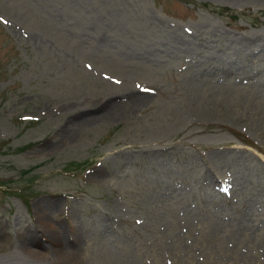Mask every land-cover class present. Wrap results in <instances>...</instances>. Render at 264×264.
I'll list each match as a JSON object with an SVG mask.
<instances>
[{"label": "rangeland", "instance_id": "rangeland-1", "mask_svg": "<svg viewBox=\"0 0 264 264\" xmlns=\"http://www.w3.org/2000/svg\"><path fill=\"white\" fill-rule=\"evenodd\" d=\"M263 12L0 0V264L229 263L264 226V53L234 47Z\"/></svg>", "mask_w": 264, "mask_h": 264}, {"label": "bare ground", "instance_id": "bare-ground-1", "mask_svg": "<svg viewBox=\"0 0 264 264\" xmlns=\"http://www.w3.org/2000/svg\"><path fill=\"white\" fill-rule=\"evenodd\" d=\"M235 50H239L237 51V55L240 56H244L245 58L249 57V55H253V57H260L263 55L264 53V36H251V37H246V39H240L237 40V42L235 43ZM216 59V58H215ZM222 59V58H221ZM217 60V59H216ZM231 59L229 60V64L227 66V68H225L228 72H231L233 69V65H231L230 63ZM218 63V62H217ZM221 63V62H220ZM219 63V64H220ZM224 64V63H223ZM219 66V65H217ZM223 66V65H222ZM221 67V66H220ZM214 68V67H213ZM221 69V68H220ZM235 71V69H234ZM232 71V72H234ZM227 72V73H228ZM251 73V74H250ZM247 73L246 75L248 77H253V72ZM255 73H258L255 72ZM254 73V74H255ZM263 74V73H262ZM225 75V74H224ZM232 75L235 76V74L232 73ZM237 76V75H236ZM239 76V75H238ZM245 76V75H244ZM258 76V75H257ZM239 79V78H238ZM258 79V78H257ZM247 80V79H246ZM249 80V79H248ZM252 80V79H251ZM240 81V80H239ZM237 82V81H236ZM249 82V81H248ZM247 82V83H248ZM254 82V80H253ZM262 82V81H261ZM239 83V82H238ZM243 83V82H242ZM255 83V82H254ZM250 84V83H248ZM235 86V84H233ZM239 85V84H238ZM237 85V86H238ZM244 85V84H243ZM242 86V84L240 85V87ZM248 86V85H247ZM250 86V85H249ZM256 86V85H255ZM264 86V85H263ZM253 87V86H252ZM239 88V87H238ZM243 88V87H241ZM258 88V87H257ZM263 88V87H262ZM261 88V89H262ZM253 89V88H252ZM260 89V90H261ZM241 91V90H240ZM250 91V89H249ZM257 92V91H256ZM264 92V91H263ZM262 96V95H261ZM130 96V100H128L131 103V106H135V105H141V103L146 102V100L148 99L147 96H137L135 97V100H131ZM252 97V96H251ZM130 105V104H128ZM127 105V106H128ZM116 109V108H115ZM114 110V109H113ZM113 110L112 113H113ZM256 156V155H255ZM261 159V158H260ZM231 189V188H230ZM232 190L235 191V189L233 188ZM233 192V191H232ZM234 194V193H232ZM233 196V195H232ZM255 202V201H254ZM247 203V202H246ZM246 205V204H245ZM253 205V203L251 204ZM254 207V206H253ZM258 207V206H256ZM248 212H252L248 211ZM108 218V217H107ZM256 219V218H255ZM249 228H251L250 226H245L243 228H241L240 230V234H237V238L236 240H234L230 245V247L228 246V248L225 251V254L223 253V256L227 255L230 256V258L228 259L227 264H255L256 263V258L254 256H252L251 254V250H254V252L256 253V255H261L264 254V226H261L260 228H258V230H256V232L254 234H250ZM57 233V232H56ZM61 239V238H60ZM51 242V240H50ZM184 243V242H183ZM55 244V243H54ZM43 246V245H42ZM50 247V246H49ZM57 247V246H56ZM244 248V249H243ZM243 249V250H242ZM31 251H33V247L30 245H25L23 248V253H30ZM36 251V250H35ZM260 253H258V252ZM39 252V251H38ZM228 253V254H227ZM85 256V255H83ZM82 256V257H83ZM221 256V255H220ZM263 256V255H262ZM23 257V256H22ZM81 258V257H80ZM88 258V257H87ZM83 260V258H82ZM75 261V260H74ZM80 260L78 259V262ZM88 261V260H87ZM243 262V263H242ZM76 264V263H74ZM79 264H85L84 262H79ZM90 264V263H89ZM263 264V263H262Z\"/></svg>", "mask_w": 264, "mask_h": 264}]
</instances>
